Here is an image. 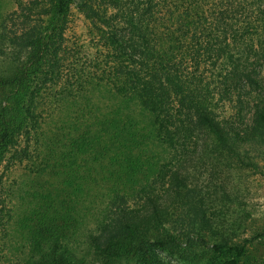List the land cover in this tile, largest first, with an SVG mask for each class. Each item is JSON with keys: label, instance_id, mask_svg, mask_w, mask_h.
I'll return each instance as SVG.
<instances>
[{"label": "trees", "instance_id": "16d2710c", "mask_svg": "<svg viewBox=\"0 0 264 264\" xmlns=\"http://www.w3.org/2000/svg\"><path fill=\"white\" fill-rule=\"evenodd\" d=\"M13 1L0 6V264H264V226L240 237L250 216L230 212L220 174L264 141V0ZM73 3L89 58L67 42ZM14 166L28 176L15 188Z\"/></svg>", "mask_w": 264, "mask_h": 264}, {"label": "rangeland", "instance_id": "374dc122", "mask_svg": "<svg viewBox=\"0 0 264 264\" xmlns=\"http://www.w3.org/2000/svg\"><path fill=\"white\" fill-rule=\"evenodd\" d=\"M0 6L3 13L15 10L16 6L13 0H0ZM91 24L85 17L79 7L73 3L70 6L69 24L66 31L67 42L70 47L75 48L80 52L82 59L89 58L95 54V49L92 48L94 40L90 35ZM261 80L264 85V62L261 70ZM233 104L224 106L225 114L233 113ZM246 120L249 121L251 115L246 113ZM246 121V122H247ZM243 156H245L246 165H239L234 161L227 165H222L221 178L229 180V186L234 194H236L240 204H230L225 202L230 208V212L234 216L243 218L248 215L243 221L240 232H243L240 237H250L254 230L264 226V141L252 142L249 145L242 147ZM247 155H246V154ZM242 156V157H243ZM27 172L19 166H14L10 170L4 172V180L8 181L14 188L23 181L28 179ZM218 196L207 197L206 206L211 210L222 206ZM227 211L226 209H223ZM252 232V233H251ZM15 240L17 236H14ZM14 241V238H11ZM173 264H202L201 262L188 263L179 257H168Z\"/></svg>", "mask_w": 264, "mask_h": 264}]
</instances>
